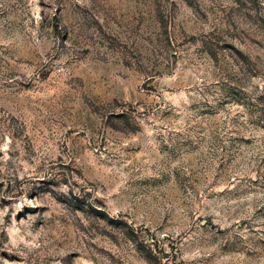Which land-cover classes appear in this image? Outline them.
I'll use <instances>...</instances> for the list:
<instances>
[{"label": "rangeland", "instance_id": "obj_1", "mask_svg": "<svg viewBox=\"0 0 264 264\" xmlns=\"http://www.w3.org/2000/svg\"><path fill=\"white\" fill-rule=\"evenodd\" d=\"M0 264H264V0H0Z\"/></svg>", "mask_w": 264, "mask_h": 264}]
</instances>
